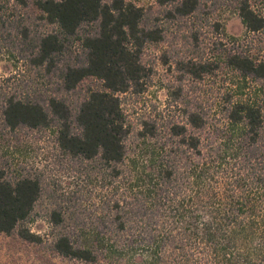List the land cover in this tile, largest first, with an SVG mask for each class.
Instances as JSON below:
<instances>
[{
	"label": "trees",
	"instance_id": "16d2710c",
	"mask_svg": "<svg viewBox=\"0 0 264 264\" xmlns=\"http://www.w3.org/2000/svg\"><path fill=\"white\" fill-rule=\"evenodd\" d=\"M233 1L248 36L263 40L264 0ZM37 5L54 29L39 37L28 62L58 77L57 94L11 96L5 124L12 132L56 129L62 158L96 161L104 178L120 179L123 189L118 200H103L97 227L71 225L65 204L58 202L50 215L57 231L52 243L46 241L48 248L84 264H98L104 254L118 262L138 257L141 264H264V92L251 87L264 83V59L256 56L263 42L227 56V66L241 80L236 86L241 98L223 123L189 112L164 142L152 131L156 141L146 157L126 164L130 127L120 95L145 91L143 48L159 42L161 33L144 26V10L126 0H38ZM199 6V0H180L169 14L185 17ZM76 42L80 52L73 49ZM200 71L207 73L208 65L201 64ZM88 80L103 86L90 87L72 105L65 96ZM206 131L211 134L203 137ZM43 194L36 170L19 168L12 178L1 173L0 235L42 245L43 237L28 223Z\"/></svg>",
	"mask_w": 264,
	"mask_h": 264
},
{
	"label": "rangeland",
	"instance_id": "374dc122",
	"mask_svg": "<svg viewBox=\"0 0 264 264\" xmlns=\"http://www.w3.org/2000/svg\"><path fill=\"white\" fill-rule=\"evenodd\" d=\"M179 1L126 0L142 8L144 26L162 36L159 42H149L143 48L142 64L148 76L145 91L120 95L130 127L126 164L146 157L156 141L151 139L152 131L164 142L174 124L186 123L189 112L206 113L211 123H223L228 109L241 98L236 88L241 80L227 66V56L244 52L257 41L263 43L256 56L264 59V38L248 36L233 0H199L196 12L185 17L170 16ZM37 2L0 0V174L12 178L17 169L27 168L42 176L44 194L28 224L43 237V244H27L17 236L0 235V264H84L62 258L48 248L46 241L52 243L57 231L50 223L51 212L62 202L68 219L72 218L71 225L83 222L97 227L95 216L103 214V200L121 198V180L104 178L96 161L62 158L56 149V129L21 128L12 132L3 119L5 103L11 96L24 100L57 94L58 77L35 70L28 62L39 37L54 29L43 18ZM73 49L80 52V43L76 42ZM201 64L208 65L207 73H201ZM102 86L97 80H88L76 93L64 96L74 105L90 87ZM251 87L261 95L264 92L262 82ZM142 131L148 134L145 139L139 138ZM210 134L206 131L202 136ZM75 197L77 204L73 203ZM126 258L118 262L117 257L107 258L104 254L98 264H141L138 257Z\"/></svg>",
	"mask_w": 264,
	"mask_h": 264
}]
</instances>
